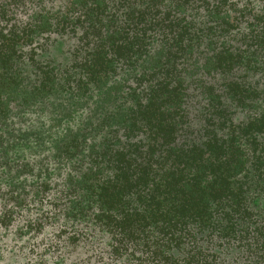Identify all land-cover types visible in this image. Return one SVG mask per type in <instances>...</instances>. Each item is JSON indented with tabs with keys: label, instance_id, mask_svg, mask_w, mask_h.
Listing matches in <instances>:
<instances>
[{
	"label": "trees",
	"instance_id": "1",
	"mask_svg": "<svg viewBox=\"0 0 264 264\" xmlns=\"http://www.w3.org/2000/svg\"><path fill=\"white\" fill-rule=\"evenodd\" d=\"M0 264H264V0H0Z\"/></svg>",
	"mask_w": 264,
	"mask_h": 264
},
{
	"label": "rangeland",
	"instance_id": "2",
	"mask_svg": "<svg viewBox=\"0 0 264 264\" xmlns=\"http://www.w3.org/2000/svg\"><path fill=\"white\" fill-rule=\"evenodd\" d=\"M64 103L63 100H51L48 104L49 106H45V110H49V112H54L56 116L62 115L64 111V107L62 106V104ZM44 110V109H43ZM44 110V111H45ZM43 111V112H44ZM96 112V111H95ZM46 114V113H45ZM48 118V117H47ZM32 119L34 121V125H39L37 122L35 123V121H38L40 123H43V113L38 112L35 116L34 114L32 115ZM40 126V125H39Z\"/></svg>",
	"mask_w": 264,
	"mask_h": 264
}]
</instances>
